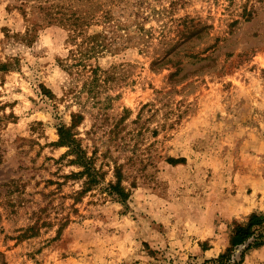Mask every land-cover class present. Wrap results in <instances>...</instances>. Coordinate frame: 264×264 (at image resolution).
<instances>
[{"label": "rangeland", "instance_id": "rangeland-1", "mask_svg": "<svg viewBox=\"0 0 264 264\" xmlns=\"http://www.w3.org/2000/svg\"><path fill=\"white\" fill-rule=\"evenodd\" d=\"M97 1L0 0V264H212L264 212V0H106L107 26L83 29L105 45L88 92L67 22L39 6ZM72 112L103 173L80 200L52 144ZM244 247L234 264H264V243Z\"/></svg>", "mask_w": 264, "mask_h": 264}, {"label": "trees", "instance_id": "trees-1", "mask_svg": "<svg viewBox=\"0 0 264 264\" xmlns=\"http://www.w3.org/2000/svg\"><path fill=\"white\" fill-rule=\"evenodd\" d=\"M107 4L106 0L97 1V6L95 9L85 12H78L77 9L64 8L67 11H61L60 9L48 10L53 8L52 4L49 6H39L43 10H47L46 14L49 18L59 14L61 19L63 17L64 22H67L69 40L74 43L77 47L78 55H73L74 60L70 66H81L78 72H81L84 68L90 72L88 78L89 81H85L84 85L87 87L88 92L92 90V84H96L100 78L98 71L101 70L96 64L89 63L91 57H95L101 53L105 45L100 41V33L97 34H86L84 33V27H88L92 24H102L104 27L107 26L109 22V9L105 7ZM100 10L98 13L97 9ZM252 7L247 9L245 6L243 9V14L246 19H249L252 15ZM80 37L78 42L77 38ZM6 63H0V70L6 69ZM103 81V80H102ZM43 90H46L42 87ZM48 92V91H46ZM83 116L79 112L71 113V122L69 125H59L57 127L58 139L52 144L56 146H65L67 148L66 154L72 155L69 162L76 164L81 167L80 170L72 172L75 177L83 178L80 189L75 191V200H80L82 195L89 191L92 186L99 183L100 179L103 177V173L100 172L94 164L93 156L87 155L84 147H82L79 139L77 138V133L75 127L81 122ZM167 160L170 163H177L182 161V158L177 159L174 157H168ZM114 180L109 181L106 186V191L108 195L115 197L118 201L123 202L129 196L128 190L122 184V171L120 165L115 164L113 167ZM68 222V218L60 223L56 230V236L60 234L62 227ZM33 228V227H30ZM55 236V237H56ZM264 243V212L256 213L252 212L245 223H235L231 233L229 235V243L225 248L224 252L220 253L216 258L208 259L212 264H234L232 256L235 249L244 245L245 247L240 255H243L244 251L250 248L258 247Z\"/></svg>", "mask_w": 264, "mask_h": 264}]
</instances>
